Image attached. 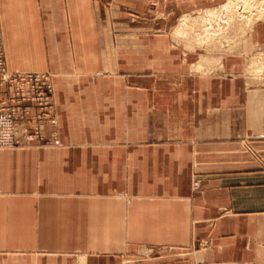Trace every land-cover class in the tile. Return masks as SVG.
Here are the masks:
<instances>
[{"label": "crops", "instance_id": "0c3cea01", "mask_svg": "<svg viewBox=\"0 0 264 264\" xmlns=\"http://www.w3.org/2000/svg\"><path fill=\"white\" fill-rule=\"evenodd\" d=\"M224 1L0 0L56 109L0 149V264H264V27Z\"/></svg>", "mask_w": 264, "mask_h": 264}, {"label": "built area", "instance_id": "2783aa9c", "mask_svg": "<svg viewBox=\"0 0 264 264\" xmlns=\"http://www.w3.org/2000/svg\"><path fill=\"white\" fill-rule=\"evenodd\" d=\"M234 5L235 15L224 14L226 19H232L233 15L244 21L258 19L260 13L264 12V0H230L226 7L233 8ZM0 79L10 81L17 89V95L12 97V104H3L0 108V147H20L23 142L27 144L26 138H31V133L41 126V114L45 112V119L48 118L51 110L50 93L43 76L17 77L8 73L4 67L1 45Z\"/></svg>", "mask_w": 264, "mask_h": 264}, {"label": "rangeland", "instance_id": "374dc122", "mask_svg": "<svg viewBox=\"0 0 264 264\" xmlns=\"http://www.w3.org/2000/svg\"><path fill=\"white\" fill-rule=\"evenodd\" d=\"M230 0H225L224 2V8L222 9V11H225L226 13H224L225 15L228 14H234L236 13V9H235V5L232 7H226V4L229 3ZM222 6V5H221ZM233 15V18L231 20V24L233 25L234 23H236L237 21L242 24L244 22V20L239 18H236ZM258 20V21H257ZM243 21V22H242ZM210 22L211 24L206 25V30L209 33L210 37L208 36L209 39H214V36L218 33H220L219 30V26H215L214 21H207L206 23ZM262 22V27H264V12L260 13V16L258 17V19H250V23L247 25L248 27V41L247 43L251 44L252 43V31H253V26L256 23H261ZM254 23V24H253ZM212 25V26H211ZM234 26V25H233ZM217 29V30H216ZM245 34V33H244ZM242 34V35H244ZM0 45H1V50H2V54H3V61H4V67L6 69V71L10 74L16 75L17 77L23 76L25 75V77L28 76H38L41 77L43 76L45 81H46V85L47 88L49 90L50 93V114L48 116V118L45 119V112H43L41 114V126L36 129L34 132L31 133V138H26L28 139V143L27 144H23L20 147H25V146H31V145H35V144H40L41 142L44 141V136H45V128L48 125L54 126L56 124V109H55V103H54V95H53V89H52V84H51V74L49 72H13L10 71L7 66H6V59H5V50H4V43H3V35H2V27H1V23H0ZM263 47H264V42H263ZM255 55V54H254ZM252 57V60L254 62V72L259 74V75H264V53H258L257 55H255ZM264 78V77H263ZM27 79V78H26ZM264 81V79H263ZM0 83L2 85H4L5 87V91H6V96L5 98L0 102V108L7 104L8 106H10L12 104V97L16 96V92L17 89L16 87L10 82V81H5L3 79H0ZM28 88V86L26 87ZM27 123V122H26ZM29 134V132H28ZM12 147H0V149H11ZM196 189L199 187V183L196 182ZM153 252H147L146 254H144V258L147 259V257L150 256H154ZM140 261V260H139Z\"/></svg>", "mask_w": 264, "mask_h": 264}, {"label": "bare ground", "instance_id": "6f19581e", "mask_svg": "<svg viewBox=\"0 0 264 264\" xmlns=\"http://www.w3.org/2000/svg\"><path fill=\"white\" fill-rule=\"evenodd\" d=\"M245 4H248V2H245ZM248 6V5H247ZM209 11H214V10H210L209 9ZM208 12V11H207ZM209 13V12H208ZM215 16V15H214ZM205 18V17H204ZM215 18V17H214ZM258 21V20H257ZM186 22V21H185ZM243 22V21H242ZM250 23V19H248V20H245L243 23H242V25H243V29L241 28V34H244V33H247L246 31H248V27H247V25ZM204 24V23H203ZM254 24V23H253ZM183 27H185V26H183ZM187 27V26H186ZM190 28V27H189ZM185 29H183V31H184ZM191 30V29H190ZM183 31H181V32H183ZM187 31V30H186ZM186 31H184V32H186ZM194 31V30H193ZM196 33V32H195ZM191 34V33H190ZM189 34V35H190ZM205 34V33H204ZM203 34V35H204ZM209 34V33H208ZM192 36V35H191ZM209 37H210V35H208ZM234 37L236 36V34H234L233 35ZM207 39H208V37H207ZM205 43V42H204Z\"/></svg>", "mask_w": 264, "mask_h": 264}]
</instances>
